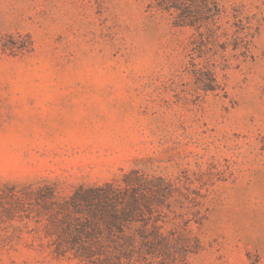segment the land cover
Listing matches in <instances>:
<instances>
[{
    "label": "rangeland",
    "instance_id": "obj_1",
    "mask_svg": "<svg viewBox=\"0 0 264 264\" xmlns=\"http://www.w3.org/2000/svg\"><path fill=\"white\" fill-rule=\"evenodd\" d=\"M176 1L0 0V264H264V0L226 96Z\"/></svg>",
    "mask_w": 264,
    "mask_h": 264
},
{
    "label": "trees",
    "instance_id": "obj_2",
    "mask_svg": "<svg viewBox=\"0 0 264 264\" xmlns=\"http://www.w3.org/2000/svg\"><path fill=\"white\" fill-rule=\"evenodd\" d=\"M200 2L199 8L193 10L190 6H178L181 3L177 0L174 2L176 6H169V11L172 9L179 11L177 20L174 22L176 27H190L196 31L193 44L197 47L200 46L201 50L198 57L202 59V62L200 64L194 62L192 64L194 69L191 72L196 78L198 90L206 95L225 93L226 96V87L218 81L215 69L219 66L227 67L230 59L223 56V62H219L216 59L217 52H215V48L220 42H223L226 47L231 46L233 48L235 52L234 59L237 61L241 58L247 59L250 57L256 33L253 32L250 23H244V20H240V24H234L233 26L223 25L221 19L226 16V10L218 0H202ZM27 49L28 47L25 44H20L14 46L10 51L15 53ZM192 58L195 60L194 57Z\"/></svg>",
    "mask_w": 264,
    "mask_h": 264
}]
</instances>
